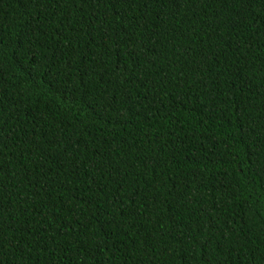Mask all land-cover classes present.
I'll return each mask as SVG.
<instances>
[{"label": "trees", "instance_id": "16d2710c", "mask_svg": "<svg viewBox=\"0 0 264 264\" xmlns=\"http://www.w3.org/2000/svg\"><path fill=\"white\" fill-rule=\"evenodd\" d=\"M0 264H264V0H0Z\"/></svg>", "mask_w": 264, "mask_h": 264}]
</instances>
